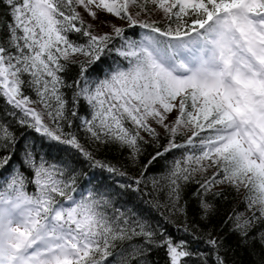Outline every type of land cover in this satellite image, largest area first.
Returning a JSON list of instances; mask_svg holds the SVG:
<instances>
[{
    "label": "snow or ice",
    "instance_id": "snow-or-ice-1",
    "mask_svg": "<svg viewBox=\"0 0 264 264\" xmlns=\"http://www.w3.org/2000/svg\"><path fill=\"white\" fill-rule=\"evenodd\" d=\"M0 8V264H151L157 249L167 264H209L193 241L211 248L212 264H227L225 237L197 235L187 222L190 185L202 221L242 194L244 209L233 207L220 231L264 264V0H0ZM137 28L140 38H130ZM45 144L68 158L49 162ZM148 144L156 151L141 166ZM109 148L127 151L139 175L98 158ZM174 150L163 172L148 175ZM127 192L191 240L118 207Z\"/></svg>",
    "mask_w": 264,
    "mask_h": 264
},
{
    "label": "trees",
    "instance_id": "trees-1",
    "mask_svg": "<svg viewBox=\"0 0 264 264\" xmlns=\"http://www.w3.org/2000/svg\"><path fill=\"white\" fill-rule=\"evenodd\" d=\"M5 9L0 8V17L4 16ZM136 29L130 30L129 32H135ZM127 33V34H128ZM130 34V33H129ZM75 39V37H73ZM77 69L73 68L72 71L69 73L67 79L71 80ZM71 94L70 92L68 93ZM33 98H35L33 96ZM4 108V102L2 99H0V110ZM81 114L83 115V110L81 111ZM78 123V121H77ZM17 135L19 136L21 133H25L29 140H35L37 145L41 144V139L38 134L32 132L31 130H25L23 128L16 127L15 128ZM78 132V135L81 139L82 143H85L87 145V141L85 139L83 131H80L78 129H73ZM147 139V137H146ZM23 141H21V144ZM161 143H167L166 139H162ZM145 152L144 155L141 157L140 165L146 164L148 159L152 155H154L156 148L153 144H148L144 146ZM44 150L47 152L46 159L49 162H58L61 158H68L69 153H66L65 151L59 150V149H50L45 144ZM177 152L166 154L164 157L159 158L148 169V175L156 174L163 172L165 170L166 164L170 162L174 156H176ZM128 153L127 151L120 152L117 151L114 148L109 149H103L99 154L98 158L106 159L110 161L113 164H116L117 166H122L125 170L129 172L130 175L136 176L139 175V169L134 168L131 166L130 161L127 159ZM19 161V155L13 159L12 164L15 165ZM78 167L84 168L85 171H88L89 173L92 172V170L88 169L86 165L83 163H78ZM31 172L26 173V176L28 179H31ZM97 175H99V172L97 171ZM107 175V174H105ZM28 190L32 192V186L29 185ZM195 191V186L190 185L185 189V196L184 199L188 202V217L187 222L188 224L196 231L197 235H203L204 233H207L211 231L213 235H221L225 237V243L228 246V251L226 253V261L227 264H252L253 256H250L248 252L242 247L238 246L237 237L228 233L227 228L224 229L223 232L220 231L221 224L223 223V220L226 216V214L231 211L233 207L238 208V210H243L244 206L240 203L242 199V194L240 196L235 195L234 193L228 195L227 200H220L218 202V208L219 212L217 215L211 217L208 221H202L200 219L199 209L197 207L198 202L192 198V192ZM144 199H147V197H144ZM126 204L127 206L134 207V209L138 212H140L142 215L149 218L151 221L159 222L162 224L167 232L172 235L173 237L179 239V238H185L188 240H191L190 236H187L184 232L178 231L177 227L173 224H166L163 220L160 219V217L157 215V213L151 211L141 200L140 196L135 192H127L123 194L120 197V203L117 205L118 207L120 205ZM177 224H183V218L176 221ZM198 226V228L196 227ZM192 248L195 250H199L201 252H207L209 254V264H212V256H211V248L204 244L201 241H193L192 242ZM149 260L151 261V264H167L166 255L163 249H157L154 250L151 255L149 256ZM189 264H199L198 259L195 257L189 261Z\"/></svg>",
    "mask_w": 264,
    "mask_h": 264
},
{
    "label": "rangeland",
    "instance_id": "rangeland-1",
    "mask_svg": "<svg viewBox=\"0 0 264 264\" xmlns=\"http://www.w3.org/2000/svg\"><path fill=\"white\" fill-rule=\"evenodd\" d=\"M101 19H112L113 22H115V23H117V24L121 23L119 20H114V18H112V17H110V16L105 17V16L102 15V16H101ZM100 30H101V31H108L109 29H107V28H101ZM158 130L162 132L161 129H158ZM142 134H143V133H142Z\"/></svg>",
    "mask_w": 264,
    "mask_h": 264
}]
</instances>
